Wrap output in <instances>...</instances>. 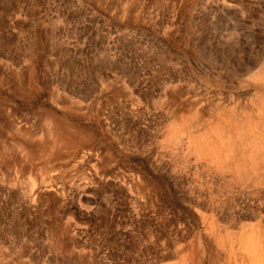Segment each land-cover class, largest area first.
Instances as JSON below:
<instances>
[{
    "label": "rangeland",
    "instance_id": "obj_1",
    "mask_svg": "<svg viewBox=\"0 0 264 264\" xmlns=\"http://www.w3.org/2000/svg\"><path fill=\"white\" fill-rule=\"evenodd\" d=\"M0 264H264V0H0Z\"/></svg>",
    "mask_w": 264,
    "mask_h": 264
}]
</instances>
